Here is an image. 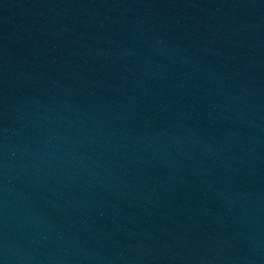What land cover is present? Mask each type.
I'll list each match as a JSON object with an SVG mask.
<instances>
[{"label": "water", "instance_id": "1", "mask_svg": "<svg viewBox=\"0 0 264 264\" xmlns=\"http://www.w3.org/2000/svg\"><path fill=\"white\" fill-rule=\"evenodd\" d=\"M0 264H264V0H0Z\"/></svg>", "mask_w": 264, "mask_h": 264}]
</instances>
